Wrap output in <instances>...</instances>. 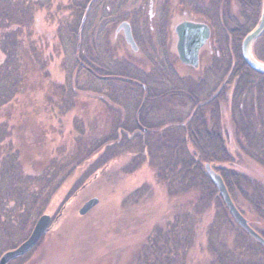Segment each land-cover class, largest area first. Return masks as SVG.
Here are the masks:
<instances>
[{"label": "rangeland", "instance_id": "374dc122", "mask_svg": "<svg viewBox=\"0 0 264 264\" xmlns=\"http://www.w3.org/2000/svg\"><path fill=\"white\" fill-rule=\"evenodd\" d=\"M53 1L57 4L54 11L50 10L54 6L49 5L48 10L47 0H15L14 9L21 13L7 11L4 18L5 22H10L12 18L9 20L8 16L15 12L19 16L17 21H24L27 28L20 38L23 40V80L17 85L10 84L20 91L19 96L0 101V105H4L0 108V199H8L7 205L0 207V257L24 241L37 218L47 212L54 217L49 232L34 250L10 264H154L155 255L158 256L162 249L169 258H173L172 264H199L201 255L205 256L207 249L212 248L209 239L213 238L201 233L192 236V231L187 234L184 228H180V232L178 230L176 237L165 227L167 219L175 221L174 215L178 214L183 219V213L179 214L183 196L195 187L205 191L204 200L194 207V224L209 208L207 216H214L213 234L217 232L219 221L222 225L228 223V228L230 224L228 213L217 198V190L210 184V176L195 170V177L189 179L193 173H190L182 154L189 130L184 124H176L177 120L184 118L183 108L178 107L171 112L172 107L165 109L169 98L168 88L165 90L164 85H154L156 89L150 92H147V87L141 101L133 106L132 98L105 90L102 84L92 83L82 64L91 60L92 66H96L100 61L96 37L94 43L93 39L90 40V47L86 49L81 38V15L76 21L73 45L68 44L60 39L59 31L64 32V29L59 25L62 19L56 18L59 10L58 15L68 11L67 5L75 13L85 2ZM134 1L128 6L123 4L114 17L115 20L119 14L128 17L141 49L133 52L119 43V55L124 56L127 59L124 61H129L131 68L149 81L158 78L152 73V63L158 60L160 64L163 59L147 51L149 41L152 40V46L156 41V31L152 29L155 22L149 19L153 14L160 31L169 33L167 56L178 73L160 75L158 80L166 78L175 87H179L180 82L187 86L190 95L215 88L213 73L228 72L226 78L233 88L221 90L212 102L216 111L210 113L202 125L238 148L237 141L232 138L231 126L236 118L230 107L235 92L252 86L253 76L243 69L247 65L242 56L243 40L236 42L228 32L231 19H242L236 0H217L212 2V7L210 0H158L154 10H150L148 4L151 0L145 1L146 7L142 8ZM48 3L52 5V0ZM187 19H205L212 23L213 36L201 51L202 66L199 69L184 65L176 52L174 27ZM92 20L94 22V18ZM112 34L114 32L110 38L113 42ZM19 35L18 30L12 31L6 44L11 46ZM76 48L80 55L75 52ZM250 52L261 62L254 52V45ZM121 58L119 60L123 61ZM80 64L83 71L79 70L85 75L80 73L75 77L72 72ZM260 78L257 86L264 90V77ZM157 92L158 95L153 96ZM225 92L229 95L228 100L223 98ZM222 124L228 127L224 128ZM228 134H231L230 138ZM97 151L101 153L92 157V164L76 167ZM6 156L10 159L7 164L4 163ZM250 160L264 185L262 159L254 156ZM104 164L107 166H102ZM211 166L218 169L216 164ZM233 170L230 169V175L238 180V171ZM5 171L10 172L14 181L2 179ZM230 184L234 185L236 193H240L243 204L252 200L254 205H258L255 196L250 197L244 188L249 190L250 182ZM236 184H240L241 189ZM84 185L88 192L83 194ZM92 197H97L99 203L87 215L80 216L79 208ZM59 199L70 200L67 211L61 208L50 211ZM259 207L263 208L264 204ZM190 210L192 213L193 206ZM204 218L209 223V218ZM231 231L232 228L228 230ZM235 236L249 255L255 252L264 256L259 245L247 241L240 231ZM151 253L155 254L154 257ZM165 260L163 258L164 264L170 263Z\"/></svg>", "mask_w": 264, "mask_h": 264}, {"label": "trees", "instance_id": "16d2710c", "mask_svg": "<svg viewBox=\"0 0 264 264\" xmlns=\"http://www.w3.org/2000/svg\"><path fill=\"white\" fill-rule=\"evenodd\" d=\"M14 1L15 0H0V101L7 98H9L10 100L16 99L19 96L20 91L16 88V86L13 87L10 84L17 85L20 84L23 80V72H21V65L23 64V54L21 53L23 49V40L21 39L20 41V38L22 37L24 30L27 28V25L24 24V21H17L19 19V16L14 13L19 12L20 14L21 12L17 8L14 9ZM82 1H84L87 5L88 0ZM215 1L217 2V0ZM48 2L49 0H47V8L48 5L54 6L50 8L51 11H54V8H57L56 2L52 0V5ZM236 2L239 5L242 19L240 21H238L236 17L235 19H231L230 26H228V32L231 34V37H233V39L239 43L259 23L260 14L263 7V0H236ZM84 4L82 2L75 13L72 11L73 9L69 8L67 5L66 10L68 11L66 13L61 12L59 16V10L56 14V18L60 20L62 19L59 23V25L61 26L60 28L64 29V32L60 33L59 31L60 39L65 40L68 44L72 43L73 45V39L76 34L75 25H77V19H79L81 15L84 17V15L86 14V5ZM7 11H15L12 14L16 18L14 19V17L9 14V20H11V18L12 20L10 22H5L4 18L7 17ZM16 30L19 31L20 35L18 36V38H15L11 46L10 44L7 45L6 39H8V34ZM81 38L85 43L82 35ZM2 51L4 52V56L2 55ZM75 52L80 55V50L78 48H76ZM254 52L258 59L261 60V62H264V34H262L255 41ZM10 53H13L11 57ZM155 64H159L158 60H156L155 63H152V65L157 66ZM163 64H165L164 66H169V70L174 68L171 61L167 63V61L163 59L159 65L163 67ZM81 68V64L80 67H75L72 74L77 77L81 73V70L83 71V69ZM243 69L245 71L248 70V72H250L249 74L253 76L252 81L250 82L252 86L239 89V92L237 93L235 92L233 95L232 106L230 107L231 109H233V113L236 118L231 126V129L233 130L232 138L235 142L237 141L236 144L238 148L234 146L232 147L229 143H227V140H225L224 137L220 138L219 136H215L210 130H208L207 127L202 125L204 121H207V117L210 116V113L213 114V111H216V108H213L212 106V102L215 98H218L221 90L223 89L222 92H224V90L233 88L232 83H230L226 78L228 72H223L224 74L213 73L215 74V76H213L212 82L216 86L215 88L211 87V89H203L199 93L194 92V94L190 95H188L187 86L180 82L178 84L179 87H175L168 80H166V78L158 80L159 76L164 74H154L158 76V78H154L152 79L153 81H149V79H146L138 71L132 72L131 75H133L138 82H133L134 84L130 85H128L124 80H121V74L113 75L112 79L110 80H105L101 76L99 77L97 75L95 76V78H91V81L92 83H95V85L102 84L103 86H105V90L115 92V94L117 95H124L128 99L132 98L133 100L130 101L132 103L135 102L133 106H135L137 102L141 101L140 98L142 94H145L146 92V90H142V84H146L149 88L147 92L154 91V85H157V87H162L164 85V89L167 87L168 90H165L166 92H168L169 99L164 105L165 109L170 110V108L172 107V109L170 110L171 112L172 110L176 111L178 107L183 108L182 114L184 118L183 120L181 118L177 120L176 124L180 126L181 124H184L187 131L189 130V134L185 138V146L182 154L184 162L189 168L190 173H195V170H198L209 177L204 165L206 163L216 164L218 169L215 170L219 172L223 177L226 185L229 188V192L235 205L245 216V218L248 219L251 227L264 238V221L262 220V218L264 217V207H259L260 205L264 204V185L262 184V177L260 176V173L256 170L255 164L250 160L255 156L261 158L262 163H264V90L258 89L257 86L259 80L261 79L260 77H264V74L258 72L257 74H253L250 70L251 68H249L247 65H244ZM3 70H5V74H2ZM176 73L177 72H175V70L173 69L171 71H168V73L166 74L175 75ZM81 75H85V73H81ZM227 94L228 93L226 92L223 93V98L226 100L229 99V95ZM157 95L158 92L156 95L153 94V96ZM216 95L217 97H215ZM1 106L4 105H0V108ZM111 117L114 116L112 115ZM195 121L196 123H194ZM222 126L224 127V124H222ZM227 127L228 126H225L224 128ZM203 129L205 131H203ZM227 136L230 138L231 134H228ZM107 144L105 146H107ZM100 153L101 151L93 153L90 157H87L84 161L78 163V166L76 167L81 168V166L85 164H90L93 159L92 157H94L95 155H99ZM8 160L10 159L8 156H6V158H4V163L7 164ZM115 160L116 159H114L113 161ZM106 164L102 166H105ZM230 169L238 171V176H236V173L235 176L240 180H236L234 175H230L232 174ZM193 174L189 176V179L191 177H195V174ZM2 175V179L4 181H14L10 172L8 173L7 171H5ZM240 181L250 182L251 186L249 190L248 187L244 186V188L246 189V192L250 197L255 196V202H257L259 206L254 205L252 200H250V202L246 201L243 204L240 193L238 191L236 193L233 187L234 185L230 184L231 182ZM210 184L215 188V190H217L213 182H211ZM86 185L82 186L84 188L83 190H85L83 194L88 192V189H86ZM37 186L41 188V185H39L38 183ZM237 187L241 189L240 184L239 186L237 185ZM249 191L253 195L249 194ZM204 194L205 191L203 188H191L189 192L185 194V196H183L186 198V202L184 198V203L181 204L179 208V214L183 213L184 215L183 219H180L178 214L173 216L175 218L174 222L167 219V223L165 225L166 230L169 232L173 231L176 237L177 233L180 232V228H184L187 234L192 231V236L201 233L202 236L206 235V237L208 238H213L209 239L212 248L209 247L207 249V254L205 256L204 254L201 255L202 260L199 264H249V262H253V264H264L263 255L255 252L252 253L250 251L249 252L252 254L249 255L246 248L241 246V242H239L237 236H235V234L239 231L241 232V235L247 239V241L258 244L260 250L264 252V246L236 224L218 190L217 198L220 199L225 212L228 213V219L230 221L228 219L227 221L229 222L232 231L228 232V230L230 229L227 227L228 223L226 225H222L221 221H219L220 224L218 225L217 232L216 234H213L214 216H207V214L210 212V208L208 210H204L205 213L202 214V217L196 220L194 224V207L196 204H198V206L201 204V200H204ZM65 200H56L54 206L50 207L49 210L54 212L61 208L67 211L68 203L70 202V200ZM7 203L8 199H0V207L7 205ZM16 203L18 204V201ZM191 206H193L192 213L190 210ZM204 216H206L207 219L209 218V223L206 222ZM214 235H216V238ZM174 240H176V238H174ZM159 253L162 256H159ZM152 255L154 257L155 254ZM155 257L157 258H155L154 264H164L163 258H166V260L171 264L174 262L173 258H169L164 249L159 251L158 256L155 255ZM150 264H153V262H150Z\"/></svg>", "mask_w": 264, "mask_h": 264}, {"label": "water", "instance_id": "95a60500", "mask_svg": "<svg viewBox=\"0 0 264 264\" xmlns=\"http://www.w3.org/2000/svg\"><path fill=\"white\" fill-rule=\"evenodd\" d=\"M120 28L124 30L126 42L134 51H137L138 47L133 38L129 23L122 22ZM175 33L177 37L176 51L179 60L186 66L198 69L200 67V52L206 46L211 37V29L209 25L203 22L183 20L176 25ZM263 33L264 5L259 23L245 36L242 41V56L245 63L251 69L261 74H264V63H261L253 58L250 48L252 43ZM205 168L235 222L256 241L264 246V238L251 227L248 219L245 218V216L239 211L221 174L217 172L210 163H206ZM98 203L99 199L97 197L88 199L79 208V215H87ZM52 218L51 214L47 212L42 213L37 218L28 237L20 244L5 251L1 255L0 264H10L12 261L17 260L32 251L37 246L39 241L49 232L52 224Z\"/></svg>", "mask_w": 264, "mask_h": 264}, {"label": "flooded vegetation", "instance_id": "af4514ba", "mask_svg": "<svg viewBox=\"0 0 264 264\" xmlns=\"http://www.w3.org/2000/svg\"><path fill=\"white\" fill-rule=\"evenodd\" d=\"M124 1L122 0H88L87 2V5L85 7L86 14L83 17V39L85 40L86 49H87L88 47H90L89 45L90 40L93 39V43H94L95 42L94 38L96 37L95 39H97L98 41V48H99V55H100L99 56L100 61L98 60V64H97L98 66L100 64L99 67L97 65L92 66V63L89 57L88 58L90 60V63L86 61L82 64L83 69L86 70L90 79L95 78V76L98 75L99 77L101 76L105 80H110L112 79L113 75L121 74V80H124L125 82H127L128 85L134 84L133 82L135 83L138 82L134 78V76L131 75L132 72H137V70L131 68L130 66L131 63L129 61H127L128 63L124 61L126 58L124 56H120L119 51L117 49V44L119 43H122L126 47L127 50L128 48H131L133 52H139L141 49L134 35L133 25L131 24L130 20L127 19L128 17H122V15L119 14V18L115 20L114 15L122 9L123 4H126V6H128V4L133 2L134 0H127L125 2ZM145 1L147 2V0H143V2L141 1L139 2L135 0L134 3L138 4L142 8V7H146ZM212 2H215V0H211V7H212ZM148 4H149V7H151L150 10H154V7L156 6V4L158 5V0H151ZM91 16H93L94 22ZM149 19L152 22L156 23L153 14L150 15ZM192 21L203 22L209 25L211 29V37L208 41L209 43L212 38V33H213L211 23L205 19L204 20L202 19L192 20ZM122 22L129 23L133 38L138 47L137 51H134L132 47L126 42V39L124 36V30L120 28V25ZM155 23L152 24V29L156 31V36H155L156 41L154 42L155 46H152L153 44L152 40L149 41L150 47L147 48V51L149 52L150 55L156 54V57H158L157 55L161 56L162 59H165L167 63H169V60H168L169 58L167 56L168 55L167 42H168L169 33H167V30H165L164 33L160 31L161 29L160 26L156 25ZM175 27H174V32H175ZM94 31L95 33L93 35L92 33ZM111 32H114V34L112 35H113V40L115 42L114 41L112 42L110 40ZM208 43L206 44V46L208 45ZM157 44L159 45L157 46ZM121 57H123L124 59ZM120 58L123 61L119 60ZM200 58H201V52H200ZM164 65L165 64H163V67L161 66L152 67V70H153L152 73L153 74H166L168 73V71H171L174 69L172 68L169 70V66H164ZM141 87L142 89L145 90L147 88V85L142 84ZM53 221H54V217L52 218V223Z\"/></svg>", "mask_w": 264, "mask_h": 264}, {"label": "bare ground", "instance_id": "6f19581e", "mask_svg": "<svg viewBox=\"0 0 264 264\" xmlns=\"http://www.w3.org/2000/svg\"><path fill=\"white\" fill-rule=\"evenodd\" d=\"M259 37H260V36H259ZM259 37H258V38H259ZM258 38H257V39H258ZM257 39H256V40H257ZM256 40H255V41H256ZM255 41L252 43V45H251V46H253V45H254ZM241 46H242V44H241Z\"/></svg>", "mask_w": 264, "mask_h": 264}]
</instances>
